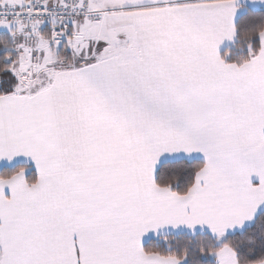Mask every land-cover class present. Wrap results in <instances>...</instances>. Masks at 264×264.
<instances>
[{
	"label": "snow or ice",
	"instance_id": "snow-or-ice-1",
	"mask_svg": "<svg viewBox=\"0 0 264 264\" xmlns=\"http://www.w3.org/2000/svg\"><path fill=\"white\" fill-rule=\"evenodd\" d=\"M0 264H264V0H0Z\"/></svg>",
	"mask_w": 264,
	"mask_h": 264
}]
</instances>
